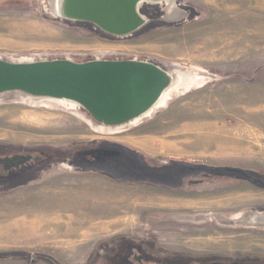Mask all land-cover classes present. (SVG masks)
<instances>
[{
	"label": "rangeland",
	"instance_id": "374dc122",
	"mask_svg": "<svg viewBox=\"0 0 264 264\" xmlns=\"http://www.w3.org/2000/svg\"><path fill=\"white\" fill-rule=\"evenodd\" d=\"M184 3L195 10L187 23L150 19L134 37L107 39L86 25L54 19L48 0L1 1L0 57L80 63L111 53L108 59L175 63L217 79L197 82V88L173 97L152 118L116 134L91 127L56 104L7 98L0 102V144L70 148L113 142L154 160L240 169L264 179V113L251 107L264 103V0ZM208 124L225 135L213 127L193 135L196 149L175 150L185 128ZM234 141L245 150L224 152ZM173 174H160L176 186L172 190L66 174L42 186L0 192V208L7 209L0 213V242H9L0 245V254L14 255L0 264H92L87 261L100 243L122 236L147 238L172 257L264 262V226L252 222L264 215V189L237 176L212 173L194 182L187 175L173 179ZM115 214L121 223L109 226ZM56 216L62 219V233L48 223ZM70 222L67 228L77 233H66Z\"/></svg>",
	"mask_w": 264,
	"mask_h": 264
},
{
	"label": "water",
	"instance_id": "95a60500",
	"mask_svg": "<svg viewBox=\"0 0 264 264\" xmlns=\"http://www.w3.org/2000/svg\"><path fill=\"white\" fill-rule=\"evenodd\" d=\"M145 5L160 6V21L164 23H178L189 17L177 0H48L47 7L54 19L88 23L108 35L126 37L150 22L141 13ZM100 55L103 59L80 63L70 59L0 57V102L8 98L32 105L56 104L85 117L91 127L116 134L147 120L145 116L180 83L185 89L176 91L174 98L197 88V82L217 79L195 67L165 62L156 65L137 57L119 61L108 59L113 58L111 53ZM135 122L137 125H133ZM252 222L264 226V215L253 217Z\"/></svg>",
	"mask_w": 264,
	"mask_h": 264
},
{
	"label": "flooded vegetation",
	"instance_id": "af4514ba",
	"mask_svg": "<svg viewBox=\"0 0 264 264\" xmlns=\"http://www.w3.org/2000/svg\"><path fill=\"white\" fill-rule=\"evenodd\" d=\"M3 0H0V2ZM186 0H177L179 8L189 14L178 24H184L195 17L194 7L186 5ZM141 13L152 22L160 21L163 9L160 6H143ZM157 13L158 18L151 17ZM66 22V21H65ZM86 25L94 33L101 34L107 39H127L134 37L141 30L126 36L115 37L102 32L92 24ZM99 59V58H98ZM134 58L130 59L133 60ZM125 60V59H112ZM139 61H148L138 59ZM156 65L158 63L149 61ZM154 160L145 154L113 142L95 141L88 145H75L70 148H43L24 147L0 144V192L18 188H32L42 186L49 181L66 174L90 175L99 177L108 182H117L124 185H140L174 189L170 183L161 179V173L174 171L172 178H194V182H203L216 173L217 169L210 166H198L184 162H164ZM147 170H144V169ZM179 168V169H178ZM198 174L202 176L199 177ZM161 178V179H160ZM168 178V177H167ZM191 185V184H190ZM157 244L147 238L134 239L130 236L114 238L100 243L94 250V255L87 263L92 264H207L208 261L194 260L193 258L172 257L159 252ZM163 251V250H162ZM165 251V250H164ZM55 263L54 261H49ZM226 263L224 261H212ZM227 264V263H226Z\"/></svg>",
	"mask_w": 264,
	"mask_h": 264
},
{
	"label": "crops",
	"instance_id": "0c3cea01",
	"mask_svg": "<svg viewBox=\"0 0 264 264\" xmlns=\"http://www.w3.org/2000/svg\"><path fill=\"white\" fill-rule=\"evenodd\" d=\"M251 107H254V108L256 107L258 109H261L259 112L260 113H264V103L262 105H251ZM213 127L214 128H218L217 129V134H220L221 136H224L225 135V133H226L225 131H223L220 127H216V126H214L212 124L211 125L210 124H208V125H199V126H196V128L189 126V127L185 128L183 130V133H182V136H181L183 138V140L180 143H178V146L175 147V150L177 152H180L181 153V152H186L188 150L196 149L193 146V143L191 141L193 135H202L200 132H204V133L205 132H208V131L210 132L211 129H213ZM214 133H216V131H214ZM210 134H212V132ZM210 134H207V136L210 135ZM200 138H204L205 139L206 137L201 136ZM206 141H208V140H206ZM227 144L228 145L224 148L225 149L224 152L233 151L235 153L236 151L241 152V151H244L245 150L244 148L241 150L240 145H238L235 141L234 142H231V143H228L227 142ZM168 147H170V146H168ZM57 202L58 201L53 202V203H57ZM60 202H62V201H60ZM3 211L4 212H7V209L5 210L4 208H0V213H4ZM12 212L11 213L14 214L15 213V210L13 209ZM113 219L114 220L111 221V223H109V226H110V224H112V225H118V224L121 223V220H120V218H119V216L117 214L114 215V218ZM48 223H49V225L50 224H53L54 226H56L55 229H56V231L58 233H62L64 231V229L60 226V223H62V219L60 218V216H56V218L53 219V220H48ZM70 223L71 224L66 223V225H67L66 226V233H77L78 230L73 229L72 227L71 228H67V227H70V225H72V222H70ZM6 243L0 242V245H2V244L4 245Z\"/></svg>",
	"mask_w": 264,
	"mask_h": 264
},
{
	"label": "trees",
	"instance_id": "16d2710c",
	"mask_svg": "<svg viewBox=\"0 0 264 264\" xmlns=\"http://www.w3.org/2000/svg\"><path fill=\"white\" fill-rule=\"evenodd\" d=\"M216 174L219 175V176H237V177L242 178L243 180H247V181L251 182L253 185H255L256 187H258L260 189H264V179H260V178H258L255 175H251V174L247 173V171H244V170L230 169V168H224V169L220 168V169L216 170ZM167 181H169V180H166V182ZM174 187H176V186H174ZM13 256H14L13 254H10V255H2V254H0V259H7V258H10V257H13ZM196 260H203V261H208V262L209 261L212 262L213 260L214 261H224L227 264L238 262V261H236V259H233V258H230V257L216 258V257H212V256H203V257L197 258ZM239 262L240 263H245V264H251V263L264 264V262H262V261H254V260H251V259L249 260L248 258H246L243 261H239Z\"/></svg>",
	"mask_w": 264,
	"mask_h": 264
},
{
	"label": "bare ground",
	"instance_id": "6f19581e",
	"mask_svg": "<svg viewBox=\"0 0 264 264\" xmlns=\"http://www.w3.org/2000/svg\"><path fill=\"white\" fill-rule=\"evenodd\" d=\"M149 18V17H148ZM187 86H189V83H187L185 81V83ZM183 89H185V87L180 83L176 88H174L172 91L167 92L164 97L162 98V100L160 101V103L158 104V106L154 109L153 112L149 113L147 116H145L144 119H147L149 117H151L156 111L164 109L167 107V105L169 104V102L173 99L174 95H176V91L180 90L182 91ZM86 122H88V120L85 117H82ZM140 121V120H138ZM137 121V122H138ZM137 122H135L133 125H137ZM89 123V122H88ZM6 210V209H5ZM4 212V211H3Z\"/></svg>",
	"mask_w": 264,
	"mask_h": 264
}]
</instances>
